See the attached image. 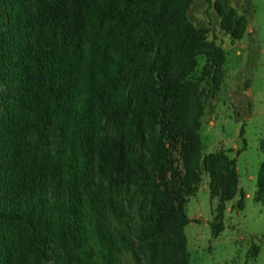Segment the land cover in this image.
Segmentation results:
<instances>
[{
    "label": "trees",
    "instance_id": "1",
    "mask_svg": "<svg viewBox=\"0 0 264 264\" xmlns=\"http://www.w3.org/2000/svg\"><path fill=\"white\" fill-rule=\"evenodd\" d=\"M193 1L0 0V264H189L204 173L214 236L243 209L235 158L202 154L201 83L217 92L226 58ZM214 9L241 40L245 17Z\"/></svg>",
    "mask_w": 264,
    "mask_h": 264
},
{
    "label": "rangeland",
    "instance_id": "2",
    "mask_svg": "<svg viewBox=\"0 0 264 264\" xmlns=\"http://www.w3.org/2000/svg\"><path fill=\"white\" fill-rule=\"evenodd\" d=\"M216 1L194 0L187 15L196 28L208 31V41L220 46L226 58L219 90L211 94L209 81L201 83L205 107L199 136L203 155L225 151L235 158L243 209L236 207L239 195L227 202L223 230L214 236L211 223L218 202L210 199L209 178L202 174L198 191L185 205L191 220L184 229L186 249L189 264H264V203L256 201L264 163V0H228L247 21L241 40L221 30ZM204 64L205 57L199 56L193 78Z\"/></svg>",
    "mask_w": 264,
    "mask_h": 264
}]
</instances>
